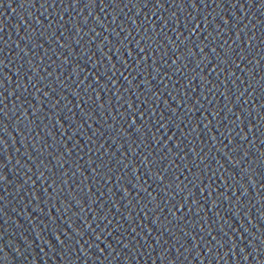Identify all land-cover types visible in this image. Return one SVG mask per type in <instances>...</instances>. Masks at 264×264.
<instances>
[{
    "label": "water",
    "instance_id": "water-1",
    "mask_svg": "<svg viewBox=\"0 0 264 264\" xmlns=\"http://www.w3.org/2000/svg\"><path fill=\"white\" fill-rule=\"evenodd\" d=\"M0 264H264V0H0Z\"/></svg>",
    "mask_w": 264,
    "mask_h": 264
}]
</instances>
